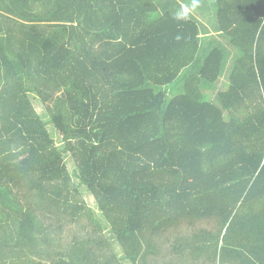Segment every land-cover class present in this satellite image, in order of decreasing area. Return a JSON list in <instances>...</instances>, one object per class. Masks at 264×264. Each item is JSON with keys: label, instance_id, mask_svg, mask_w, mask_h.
<instances>
[{"label": "trees", "instance_id": "1", "mask_svg": "<svg viewBox=\"0 0 264 264\" xmlns=\"http://www.w3.org/2000/svg\"><path fill=\"white\" fill-rule=\"evenodd\" d=\"M190 4L0 0V264H264V0Z\"/></svg>", "mask_w": 264, "mask_h": 264}, {"label": "rangeland", "instance_id": "2", "mask_svg": "<svg viewBox=\"0 0 264 264\" xmlns=\"http://www.w3.org/2000/svg\"><path fill=\"white\" fill-rule=\"evenodd\" d=\"M208 2V6L207 8L204 10V18L207 22H212V16H213V8L211 7V4ZM201 20L203 21V19L201 18ZM207 22H204V25L203 27L205 29H210L212 31V28L210 27V25L207 23ZM220 40V38H218ZM222 44L226 47L224 48L225 50H229V51H232L228 46H226L223 42ZM222 47V46H221ZM186 72H183V75H180L179 78L172 84H170L169 86H167L165 89L167 91V96L169 98L173 97L174 95H177V94H180L182 93L183 91V88H184V80H185V74ZM224 82L223 79L221 80V83ZM30 100L34 106V109L35 111L42 117L46 116L45 115V110H44V107L42 105V103H40L37 98H34L33 95L30 96ZM44 119L46 120V117H44ZM49 130V133L53 131L52 129V126L48 128ZM54 132V131H53ZM57 144H59V142L57 141L56 142ZM65 159V163L67 165V168H68V171L71 173V175H74V166H73V162L70 158L69 155H66L64 157ZM73 178V177H72ZM74 182H77L74 178H73ZM83 190H85V188L82 187L81 189V193H82V196L84 198V200L86 201L87 205L92 208L95 212H96V217H97V220L99 222H101L103 225H107L106 221L104 220V218L102 217V215L98 212L96 206H95V203H94V200L93 198L88 194V193H85L83 192ZM108 226V225H107ZM106 235L107 237L110 239V242H111V245H112V248L113 250L117 253L121 252V248L119 247V245L117 244L116 242V239H112V237L110 235H108V231H106ZM128 261H123L124 264H130L129 262L127 263Z\"/></svg>", "mask_w": 264, "mask_h": 264}, {"label": "clouds", "instance_id": "3", "mask_svg": "<svg viewBox=\"0 0 264 264\" xmlns=\"http://www.w3.org/2000/svg\"><path fill=\"white\" fill-rule=\"evenodd\" d=\"M199 6V0H191L190 5H183L175 14L174 19L177 21H186L189 19L191 12Z\"/></svg>", "mask_w": 264, "mask_h": 264}]
</instances>
